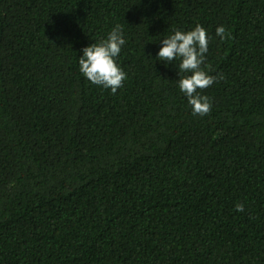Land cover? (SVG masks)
I'll use <instances>...</instances> for the list:
<instances>
[{
	"label": "trees",
	"instance_id": "trees-1",
	"mask_svg": "<svg viewBox=\"0 0 264 264\" xmlns=\"http://www.w3.org/2000/svg\"><path fill=\"white\" fill-rule=\"evenodd\" d=\"M197 23L203 116L156 59ZM116 24L112 93L78 57ZM0 264H264V0H0Z\"/></svg>",
	"mask_w": 264,
	"mask_h": 264
},
{
	"label": "clouds",
	"instance_id": "clouds-1",
	"mask_svg": "<svg viewBox=\"0 0 264 264\" xmlns=\"http://www.w3.org/2000/svg\"><path fill=\"white\" fill-rule=\"evenodd\" d=\"M215 31L221 40L229 35L224 25L218 26ZM125 43L123 28L116 24L106 39L83 47L78 57L79 72L92 84L116 93L127 77L116 62ZM160 45L156 53L158 61L171 66L178 61L179 73L183 75L177 81V86L191 106L192 114H207L211 109V101L199 90L211 86L216 80L215 76L201 67L209 50L207 30L199 23L187 31L174 29L167 37L160 39ZM236 207L238 211L243 210V204Z\"/></svg>",
	"mask_w": 264,
	"mask_h": 264
}]
</instances>
